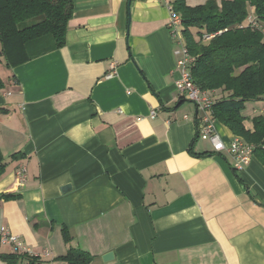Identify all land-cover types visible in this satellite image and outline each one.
<instances>
[{
	"label": "crops",
	"instance_id": "obj_1",
	"mask_svg": "<svg viewBox=\"0 0 264 264\" xmlns=\"http://www.w3.org/2000/svg\"><path fill=\"white\" fill-rule=\"evenodd\" d=\"M167 1L73 0L66 44L13 68L0 192L20 197L0 201V264H27L2 257L16 253L3 228L41 264H70L58 258L69 249L90 264H264V164L254 155L236 173L199 136L200 111L176 87Z\"/></svg>",
	"mask_w": 264,
	"mask_h": 264
},
{
	"label": "trees",
	"instance_id": "obj_2",
	"mask_svg": "<svg viewBox=\"0 0 264 264\" xmlns=\"http://www.w3.org/2000/svg\"><path fill=\"white\" fill-rule=\"evenodd\" d=\"M170 6L182 19L184 41L194 58L189 66L192 81L213 99L212 117L252 144L254 155L264 164V111L245 114L248 102L264 105V0H207L196 6L187 0H170ZM74 8L73 0H0V61L15 67L62 48ZM9 78L18 80L14 73ZM4 87L0 76V90ZM5 158L0 150V177L7 172ZM19 197V193L0 192V201ZM63 232L69 241L68 228ZM67 252L58 258L70 264L93 260L81 249ZM2 257L11 263L41 264L38 255Z\"/></svg>",
	"mask_w": 264,
	"mask_h": 264
},
{
	"label": "built area",
	"instance_id": "obj_3",
	"mask_svg": "<svg viewBox=\"0 0 264 264\" xmlns=\"http://www.w3.org/2000/svg\"><path fill=\"white\" fill-rule=\"evenodd\" d=\"M171 17L169 21V28L172 36L177 42L174 54L177 55V69L179 71V78L176 81V87L182 97L193 101L199 111L198 118L199 136L203 139L211 141L215 152H222L227 150L233 156V166L236 170L245 168L254 156L252 144L246 143L241 137L235 136L229 143H226L216 131L215 121L211 115L213 99L208 91L199 88L193 81L190 72V65L193 62V57L189 53L184 37L182 34V19L179 14L172 12L170 0L167 1ZM264 111V105H259L254 108V114ZM258 112V113H257ZM156 114L152 111V115ZM186 116V115H185ZM25 169L18 172L19 181L25 178ZM1 240L4 243L11 244L16 253L31 254V249L23 241L18 234L11 232L9 229L3 228L1 230Z\"/></svg>",
	"mask_w": 264,
	"mask_h": 264
},
{
	"label": "rangeland",
	"instance_id": "obj_4",
	"mask_svg": "<svg viewBox=\"0 0 264 264\" xmlns=\"http://www.w3.org/2000/svg\"><path fill=\"white\" fill-rule=\"evenodd\" d=\"M13 68H14V67H13L12 65H9V64L6 62L5 59H2V60L0 61V76H1V77L3 78V80L5 81V87L3 88V90H5V88L7 87V80L9 79L10 75H12ZM259 104H261V103H259V102L255 103V102H253V101L248 102V103H247V107H246L247 112H248V110L251 111L253 106H256V107H257V106H259ZM250 106H251V108H250ZM246 110H245V111H246ZM257 113H258V112H257Z\"/></svg>",
	"mask_w": 264,
	"mask_h": 264
},
{
	"label": "water",
	"instance_id": "obj_5",
	"mask_svg": "<svg viewBox=\"0 0 264 264\" xmlns=\"http://www.w3.org/2000/svg\"><path fill=\"white\" fill-rule=\"evenodd\" d=\"M70 188H71V185L70 184H67V185H65V186L62 187V190L63 191H66V190H68ZM113 257H114V253L112 251L111 252H108L107 254H105L103 256V258H104L105 261L111 260Z\"/></svg>",
	"mask_w": 264,
	"mask_h": 264
}]
</instances>
